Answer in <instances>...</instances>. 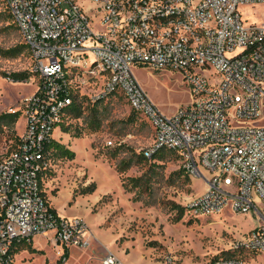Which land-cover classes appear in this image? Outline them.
<instances>
[{
  "label": "built area",
  "instance_id": "2783aa9c",
  "mask_svg": "<svg viewBox=\"0 0 264 264\" xmlns=\"http://www.w3.org/2000/svg\"><path fill=\"white\" fill-rule=\"evenodd\" d=\"M3 1L31 52L36 89L18 109L25 125L17 147L0 155V264H11L15 249L39 234L64 248L89 246L88 224L58 215L41 175L53 167L51 146L70 123L72 103L112 94L150 124L146 159L170 151L187 177L205 181L186 203L191 218L228 209L259 216L231 244L232 255L207 264H246L264 254V21L242 14L264 0ZM136 67L179 73L190 102L165 114ZM100 264L126 263L108 252Z\"/></svg>",
  "mask_w": 264,
  "mask_h": 264
},
{
  "label": "rangeland",
  "instance_id": "374dc122",
  "mask_svg": "<svg viewBox=\"0 0 264 264\" xmlns=\"http://www.w3.org/2000/svg\"><path fill=\"white\" fill-rule=\"evenodd\" d=\"M242 14L250 23H260L264 21V4L242 7ZM23 45L0 0V115L19 111L23 100L36 89L33 76L22 82L12 78L14 73L32 69L26 48L12 54ZM134 73L167 115L191 100L189 88L177 72L136 67ZM81 105L82 115L78 118L72 113L68 130L55 136L75 152V157L67 164L70 159L56 152L53 162L61 169L62 184L83 170L94 178L93 182L109 189L90 212L67 202L64 194L57 199L60 217H78L88 224L89 246L64 248L49 241L50 234H39L15 249L11 264H100L108 252L126 264H163L167 256L173 257L175 264H207L214 257L232 255L231 244L244 239L260 222L254 212L244 215L230 209L219 215L191 218L186 203L205 191V181L187 177L179 158L170 151L162 150L152 159L143 157V151L154 143V133L125 97L112 94L94 106L88 100ZM19 113L16 120H6L10 124L0 132V155L12 152L24 131L25 119ZM95 120L100 122L98 128L92 127ZM130 158L131 167L120 174L117 166L125 165ZM131 178L138 180L131 182ZM123 179L127 188L122 185ZM66 253L69 257L64 259ZM246 260V264H264V254Z\"/></svg>",
  "mask_w": 264,
  "mask_h": 264
},
{
  "label": "crops",
  "instance_id": "0c3cea01",
  "mask_svg": "<svg viewBox=\"0 0 264 264\" xmlns=\"http://www.w3.org/2000/svg\"><path fill=\"white\" fill-rule=\"evenodd\" d=\"M56 133L55 136L58 137L60 131L58 130ZM58 141L60 142V139H58ZM70 163L71 160H69L67 164ZM60 171L61 169L56 168L53 162V167L42 177V189L45 194H47L50 204L57 213L60 212V208L57 206L56 202L62 194H64L67 202H70L74 206H80L87 212H90L93 207L98 204L102 194L109 192V189L106 190V188L100 187L98 181L93 182L94 178L89 176V174L83 170H79V174L74 176L71 181L62 184V174ZM92 183L96 184L95 191L86 194L82 193V191Z\"/></svg>",
  "mask_w": 264,
  "mask_h": 264
},
{
  "label": "trees",
  "instance_id": "16d2710c",
  "mask_svg": "<svg viewBox=\"0 0 264 264\" xmlns=\"http://www.w3.org/2000/svg\"><path fill=\"white\" fill-rule=\"evenodd\" d=\"M7 9V8H6ZM9 13V12H8ZM9 15H10V13H9ZM11 16V15H10ZM11 19H12V17H11ZM13 21V20H12ZM13 24L15 25V23L13 22ZM15 27H16V25H15ZM17 28V27H16ZM24 43V42H23ZM24 48H26L27 50H28V52H29V55H30V57H31V59H32V55H31V52H30V50L28 49V47H27V45L24 43V45H23V47L21 48V49H13L12 50V54L13 55H16V54H19V53H22L23 52V50H24ZM30 76H33V78H34V72L33 71H31L30 70V72H18V73H14V74H12V78H13V80L14 81H19V82H22V81H25V80H28L29 79V77ZM95 103H98V102H95ZM95 103H93V106L95 105ZM82 102H79V103H77L76 101H74L73 103H72V105L69 107V112H70V115L72 114V113H76V116L79 118L81 115H82V112H83V109H82ZM19 115H20V113H19V111H17V112H15V113H5V114H2V115H0V132L3 130V127L4 126H8L10 123H5L6 122V120H9V119H14V120H16L18 117H19ZM69 119H70V116H69ZM69 124L70 123H65V124H63L62 125V130H63V132H65V131H67L68 130V128H69ZM94 124L95 125H93L92 127H95V128H98L99 126H100V122L99 121H94ZM78 136V135H77ZM18 141H19V137L17 138V143H18ZM17 143H16V147H17ZM15 147V148H16ZM51 149H52V151H53V153H54V155H55V153L56 152H60V153H62V155L63 156H66L68 159H73L74 157H75V152L74 151H72L71 149H69L68 147H66L65 145H63L62 143H59L58 141H55L53 144H52V146H51ZM142 155H143V153H142ZM143 157H144V155H143ZM145 158V157H144ZM125 165H118L117 166V171L120 173V174H122V173H124L128 168H130L131 167V164H132V158H130V159H128V160H126L125 161V163H124ZM46 172L47 171H45L44 173H42V175H41V185H42V177H43V175H45L46 174ZM138 180V178H131L130 179V181L131 182H136ZM125 180L123 179V186L125 187V188H127L126 187V185H125V182H124ZM134 186H137V185H134ZM95 189H96V184L95 183H92V184H90L87 188H85L83 191H82V193H84V194H86V193H92V192H94L95 191ZM46 197H48L47 196V194H46ZM185 209H186V207H185ZM182 211H183V209H182ZM69 256H68V253H66L65 254V256H64V258L65 259H67Z\"/></svg>",
  "mask_w": 264,
  "mask_h": 264
}]
</instances>
